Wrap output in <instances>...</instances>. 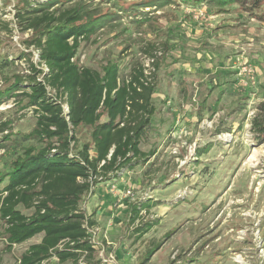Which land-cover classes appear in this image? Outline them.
Here are the masks:
<instances>
[{"label":"rangeland","instance_id":"rangeland-1","mask_svg":"<svg viewBox=\"0 0 264 264\" xmlns=\"http://www.w3.org/2000/svg\"><path fill=\"white\" fill-rule=\"evenodd\" d=\"M87 1L120 12L121 4L140 0ZM21 2L0 0V93L39 62L27 42L32 32L15 15ZM249 3L217 12L174 0L142 27L121 12L81 43L83 66L101 70L117 62L126 76L140 63L156 79V112L141 144L152 156L82 202L98 223L92 234L101 264H264V141L250 131L264 95V20ZM36 121L25 96L0 100V125L8 124L0 134V170L36 144L25 137ZM79 136L87 140L89 132ZM141 200L153 205L131 225L129 205ZM144 222L153 226L139 237L134 229ZM41 237L12 247L0 238V264H20Z\"/></svg>","mask_w":264,"mask_h":264},{"label":"trees","instance_id":"trees-1","mask_svg":"<svg viewBox=\"0 0 264 264\" xmlns=\"http://www.w3.org/2000/svg\"><path fill=\"white\" fill-rule=\"evenodd\" d=\"M248 1L249 10L264 20V0H181L217 12ZM173 2H123L120 12H109L87 0H22L15 15L32 32L27 42L37 51L39 62L30 64V74L15 76L0 100L20 94L28 107L35 108L36 125L25 137L36 144L25 147L10 160L8 169L0 170V238L12 247L42 237L21 255L20 264H51L52 260L101 264L91 238L98 223L86 214L82 202L100 183L115 184L124 171L152 156L141 150V144L156 112V79L140 63L126 76L120 75L117 62L101 70L83 66L79 48L120 20L121 12L142 27L154 11ZM30 55L26 60H31ZM83 129L89 132L87 140L79 136ZM7 130L8 124L0 125V134ZM250 131L256 140L264 141V95L254 106ZM152 205L131 202L129 224L141 220L143 210ZM152 226L144 222L134 232L142 237Z\"/></svg>","mask_w":264,"mask_h":264},{"label":"built area","instance_id":"built-area-1","mask_svg":"<svg viewBox=\"0 0 264 264\" xmlns=\"http://www.w3.org/2000/svg\"><path fill=\"white\" fill-rule=\"evenodd\" d=\"M113 188H115L114 185H113L112 189H113ZM130 194H131V191H130V190H128V191L125 193V195H127V196L130 195ZM94 231H95V229L91 231V238H92L93 242L95 243V239H94L93 234H92V232H94Z\"/></svg>","mask_w":264,"mask_h":264},{"label":"crops","instance_id":"crops-1","mask_svg":"<svg viewBox=\"0 0 264 264\" xmlns=\"http://www.w3.org/2000/svg\"><path fill=\"white\" fill-rule=\"evenodd\" d=\"M120 180V179H119ZM105 184H107L106 182H102V183H100V185L97 187V188H95V191L93 192V193H95L99 188H101V186H104ZM93 193H91V194H93ZM100 209H103V207H101ZM108 223H109V221H108ZM109 227V226H108Z\"/></svg>","mask_w":264,"mask_h":264}]
</instances>
